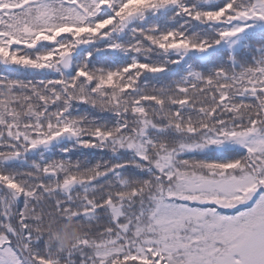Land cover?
Wrapping results in <instances>:
<instances>
[{
	"label": "snow or ice",
	"instance_id": "obj_1",
	"mask_svg": "<svg viewBox=\"0 0 264 264\" xmlns=\"http://www.w3.org/2000/svg\"><path fill=\"white\" fill-rule=\"evenodd\" d=\"M0 264H264V0H0Z\"/></svg>",
	"mask_w": 264,
	"mask_h": 264
},
{
	"label": "clouds",
	"instance_id": "obj_2",
	"mask_svg": "<svg viewBox=\"0 0 264 264\" xmlns=\"http://www.w3.org/2000/svg\"><path fill=\"white\" fill-rule=\"evenodd\" d=\"M80 233L81 229L79 224L69 221L58 226L55 230V236L58 237L56 243L58 246L67 247L79 237Z\"/></svg>",
	"mask_w": 264,
	"mask_h": 264
}]
</instances>
